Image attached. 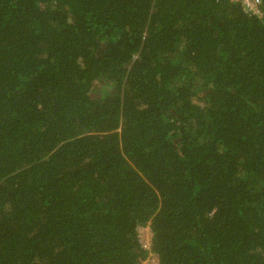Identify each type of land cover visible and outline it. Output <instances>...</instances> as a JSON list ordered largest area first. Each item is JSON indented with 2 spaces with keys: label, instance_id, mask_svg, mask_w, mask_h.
<instances>
[{
  "label": "trees",
  "instance_id": "1",
  "mask_svg": "<svg viewBox=\"0 0 264 264\" xmlns=\"http://www.w3.org/2000/svg\"><path fill=\"white\" fill-rule=\"evenodd\" d=\"M0 0V264H264V0Z\"/></svg>",
  "mask_w": 264,
  "mask_h": 264
},
{
  "label": "rangeland",
  "instance_id": "2",
  "mask_svg": "<svg viewBox=\"0 0 264 264\" xmlns=\"http://www.w3.org/2000/svg\"><path fill=\"white\" fill-rule=\"evenodd\" d=\"M152 232L150 231L149 226L141 227L138 232V238L140 240L141 245L144 247L149 244L150 238H151ZM158 263V257L155 253L150 252L148 254V257L144 261V264H157Z\"/></svg>",
  "mask_w": 264,
  "mask_h": 264
},
{
  "label": "built area",
  "instance_id": "3",
  "mask_svg": "<svg viewBox=\"0 0 264 264\" xmlns=\"http://www.w3.org/2000/svg\"><path fill=\"white\" fill-rule=\"evenodd\" d=\"M234 1L241 2L242 6L244 7V9L247 13L253 14V15H258V16L262 15L259 0H234ZM151 239H152V235H151L149 244L146 245L145 247L142 245L146 250H148L150 252H151Z\"/></svg>",
  "mask_w": 264,
  "mask_h": 264
}]
</instances>
